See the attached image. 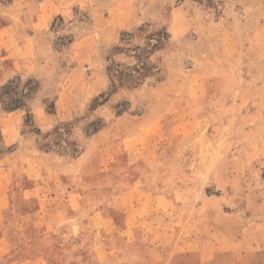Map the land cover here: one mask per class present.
Returning <instances> with one entry per match:
<instances>
[{
  "label": "rangeland",
  "instance_id": "obj_1",
  "mask_svg": "<svg viewBox=\"0 0 264 264\" xmlns=\"http://www.w3.org/2000/svg\"><path fill=\"white\" fill-rule=\"evenodd\" d=\"M177 7L183 11L188 26L182 37H174L170 30L171 11ZM112 10L114 6L108 0H88L82 8L71 6L63 16L53 18L47 37L39 39L37 46L40 49L35 51L30 61L13 63L0 58V86L16 77L23 81L35 79L39 83V90L27 106L32 115L28 126L24 124L25 111L19 110L14 115L0 112L5 147L15 150L12 155L11 151L0 156V171L10 168V176L6 179L9 192L4 195V200H0V236L6 233L13 242L8 261L19 257V249L40 251V241L44 236L41 229L30 227L23 232L19 228L21 216L30 212L34 203L24 202L18 193L34 182L19 176L22 172L17 164L18 157L22 159L24 155L18 156V153L33 155L41 165L53 168V161L42 158L41 154L45 152L40 150L43 145L41 137L59 123L74 124L68 141L79 145V140L86 136L90 121L106 115L109 119L104 120L107 126L119 118L124 123L123 117L127 116L126 122L138 124L143 135L136 139L138 148H114L111 151L119 159L116 168L130 170L134 174L147 170L146 162L135 159L154 154L158 160L152 169L158 175L152 184L197 187L198 193H188V199L195 197L203 201L213 196L225 201V194L221 195V190H216L217 184L222 180L220 185H225V175L234 167L230 162L233 156H247L253 164L249 168V177L242 180L245 192L261 193V139H264V129L261 130V112L257 114L254 110L261 108V84L264 85V51L260 50L262 45L264 48V0H140L134 8L136 24L129 29L119 28L114 36L107 32L113 27L111 20L120 21L123 16L119 12L113 14ZM57 17L62 20L53 25ZM46 23L45 19L42 20L40 27L45 28ZM146 24L152 31L167 27L171 37L170 44L153 58L154 62H160L164 81L171 76L178 78L194 73L198 52L204 55L207 64L218 61L226 40L235 37L239 40V44H234L239 49L235 58L245 60L246 64L241 67L245 73L231 76V82L224 80L202 89L198 113L167 114L157 120L159 114L149 106L154 100L149 96V91L155 86L152 79L136 90H119L98 111L89 113L91 101L108 90L106 58L119 44L121 33ZM210 25L220 28L209 30ZM69 40L72 43L68 44ZM115 60L132 63L124 55L115 57ZM225 73L230 74L231 71ZM187 83L195 89V78L190 77ZM53 101L55 111L49 115L45 104ZM237 109L243 111L235 112ZM155 123L156 130L153 128ZM36 129L41 136L36 134ZM50 140L58 143L59 148L49 153L65 159L77 156L74 147H66L63 137L53 135ZM2 179L0 176V182ZM105 181L102 184L110 183L108 178ZM145 183L150 185L151 180ZM228 197L232 207H239L244 202L241 192ZM215 201L207 206H217ZM56 246L59 251L63 248L59 243ZM88 262L95 264L90 257Z\"/></svg>",
  "mask_w": 264,
  "mask_h": 264
},
{
  "label": "crops",
  "instance_id": "obj_2",
  "mask_svg": "<svg viewBox=\"0 0 264 264\" xmlns=\"http://www.w3.org/2000/svg\"><path fill=\"white\" fill-rule=\"evenodd\" d=\"M87 1L0 0V58L13 63L30 61L40 49L39 39L47 37L53 18L63 16L71 6L82 8ZM108 1L114 6L113 14L119 12L123 16L120 21L111 20L113 27L107 30L109 34L114 36L119 28L129 29L136 24L134 8L140 0ZM171 17L173 36H184L188 26L183 11L173 8ZM44 19L47 23L42 28ZM211 28L220 27L208 26L209 30ZM235 43L239 44L237 37L226 40L218 61L208 64L198 52L194 73L178 78L171 76L155 85L149 91L154 99L149 106L159 114L157 120L167 114L200 112L202 89L224 80L231 82V76L244 74L241 67L246 62L242 57L235 58L239 52ZM260 50L264 51L263 45ZM228 71L231 73H225ZM190 77L196 80L195 89L187 83ZM17 112L19 110L8 114ZM260 112L263 130V84L261 108L254 110V113ZM101 116L109 120L108 116ZM125 117L124 123L119 118L94 135L79 140L81 152L74 158L41 154L43 160L54 162L53 168L41 165L33 155L18 153V156L24 155L22 159L18 157L17 164L22 172L19 176L34 182L18 193L24 202L34 203L33 209L21 216L19 228L23 232L30 227L41 229L43 250L19 249V257L8 261L13 242L4 233L0 236V264H89L88 257L95 264H264V139H261V193L246 194L242 180L249 177L253 162L247 156L237 155L231 158L234 167L226 173L225 185H220L222 180L217 184L216 190L225 194V201L213 196L203 201L195 197L188 199V193H198L197 187L152 184L158 175L152 169L158 160L154 154L135 159L146 162L147 170L134 174L116 168L119 159L111 151L138 148L136 139L143 135L138 124L126 122ZM155 126L156 123L153 125L156 130ZM152 140L156 142L155 137ZM0 176L3 178L0 200H4L9 192L6 179L10 176V168L0 171ZM107 178L110 183L102 184ZM148 180H151L150 185L145 183ZM237 192L242 193L244 202L232 207L228 196ZM215 200L217 206H207ZM57 243L63 247L61 251Z\"/></svg>",
  "mask_w": 264,
  "mask_h": 264
},
{
  "label": "trees",
  "instance_id": "obj_3",
  "mask_svg": "<svg viewBox=\"0 0 264 264\" xmlns=\"http://www.w3.org/2000/svg\"><path fill=\"white\" fill-rule=\"evenodd\" d=\"M57 20H62V18H55L53 25ZM170 40L171 37L167 31V27L152 31L149 30L148 24L135 28L132 31L121 33L119 44L114 47L113 53L106 58L108 90L95 97L89 104L87 111L89 113H95L119 90H136L151 79L155 85L163 82L165 78L161 75L162 69L159 65L160 62H154L153 58L170 44ZM136 41L139 43H135ZM70 43H72V40H69L68 44ZM120 55L131 59L132 63L117 62L115 57ZM38 90L39 83L35 79L23 81L20 77H16L7 81L0 86V112L11 113L18 110L25 111L24 124L28 126L32 115L31 111L27 109V106L33 100ZM55 101L48 105L45 104L47 114H54ZM88 126V130L85 132L86 137H90L105 128V122L101 118H95L90 121ZM73 128L74 124L72 122L59 123L41 137L43 145L40 150L45 153L58 150V143L50 139L53 135H59L65 139L64 143L66 147L72 146L77 151V155L80 154L81 147L75 142L70 143L68 141ZM36 134L41 136L38 129H36ZM12 149L13 147H5L0 129V156L11 152ZM56 152L59 153L58 151Z\"/></svg>",
  "mask_w": 264,
  "mask_h": 264
}]
</instances>
